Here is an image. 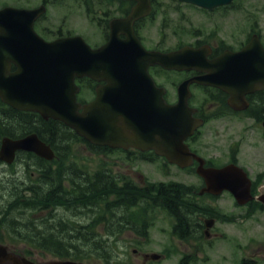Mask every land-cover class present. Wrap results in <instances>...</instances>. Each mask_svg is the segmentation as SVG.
Wrapping results in <instances>:
<instances>
[{
  "label": "water",
  "instance_id": "95a60500",
  "mask_svg": "<svg viewBox=\"0 0 264 264\" xmlns=\"http://www.w3.org/2000/svg\"><path fill=\"white\" fill-rule=\"evenodd\" d=\"M224 1L196 2L207 6L200 2L216 5ZM36 14L26 10L0 12V96L17 109L64 121L96 145L154 148L171 162L187 166L197 157L184 140L202 123L191 116L190 83L197 81L229 91L230 104L236 109L247 105L246 93L264 89V49L257 39L240 53H227L209 62L200 50L191 48L171 54L147 52L131 31L122 41L114 22L110 41L92 50L81 38L45 42L32 29ZM144 14L134 12L128 22L132 24ZM5 20L14 24L10 26ZM11 62L19 67L16 73H10ZM155 63L207 74L181 84L178 103L169 105L163 98L164 89L156 88L148 74V67ZM84 75L106 84L98 86L96 99L81 113L75 77ZM19 150L35 152L48 160L54 158L51 147L33 134L21 140L4 139L1 159L11 163ZM197 160L201 162L198 172L207 183L204 191L218 194L229 190L242 204L251 199V182L242 170L233 165L205 169L204 162Z\"/></svg>",
  "mask_w": 264,
  "mask_h": 264
},
{
  "label": "rangeland",
  "instance_id": "374dc122",
  "mask_svg": "<svg viewBox=\"0 0 264 264\" xmlns=\"http://www.w3.org/2000/svg\"><path fill=\"white\" fill-rule=\"evenodd\" d=\"M40 1L37 0L38 3ZM243 4L245 10L237 8L229 11V16H221V13H218L215 14V20L201 13L188 12V16L194 27L216 30L223 36L236 31L241 26L245 27L247 31L256 28L264 36V0H243ZM49 21L50 29L54 30L62 26L64 31L71 30L72 34H82L87 24L83 9L77 4L68 8L59 2L52 3L49 10ZM182 28L185 30L192 28L184 17L182 18ZM178 81L169 77L159 79V82L171 91L173 101L176 100L177 96L174 83ZM195 93L201 99L204 98L200 91H195ZM237 122L231 118L209 122L201 129L199 140L194 144V147L201 152L203 157L209 159L213 155L216 157L213 159L221 161L223 159L220 155L221 152L216 148L210 149L212 144L217 142L218 147L223 149L221 141L230 142L233 140L238 142L240 140L239 162L254 177L258 172L264 170V130L261 123L248 118L244 123ZM218 125H225L226 131L222 133L223 137L213 140V133ZM72 148L73 161L85 167L89 172L106 167L114 173L124 175L141 185L150 181H183L196 187H201L202 184L195 175V171H182L173 168L163 159L155 162H144L137 160L135 154L114 151L95 153L82 141L74 143ZM22 171L20 161L12 167L0 163V206L6 204L7 200H11V195L14 192L13 187L6 186L12 188L7 193L2 183L5 179L6 182L11 180L10 176H14L16 172H18V176H21ZM23 179L28 180V176L25 174ZM261 185L259 194L264 193V180ZM3 195L6 200H4ZM200 204L203 207H214L220 214L228 215L235 220L226 221L215 217L217 222L213 228V236L207 241L204 238L181 240L172 233L174 219L163 210L154 209L153 215L145 218L149 223L147 238L128 230L121 235L114 236L113 241L104 247L112 254L109 260L102 258L101 249H93V254L96 256L94 257L89 253L87 259H82V262L91 264H140L139 257L133 253L135 249H140L163 254L162 260L155 261L153 264H240V258L244 257L254 259L258 264H264V209L256 210L252 215H249L251 209L236 205L235 199L230 194H223L215 199L205 197L200 201ZM17 213L20 214V212ZM47 216L48 213H45L36 217ZM98 217L106 218V214L99 213ZM210 218L202 219L208 220ZM48 220L51 221L50 216ZM79 220L83 221L84 219L80 217ZM151 221L152 223H150ZM95 225H97L98 231L104 234L105 221L95 223ZM14 228L21 232L20 225H16ZM9 230L11 231V229ZM0 235L1 244L11 248L17 254L26 255L38 261L40 264H48L61 259L51 252L32 248L29 244L21 241H14L1 225ZM84 248L86 247L83 246V249H79L77 253L84 254L87 251Z\"/></svg>",
  "mask_w": 264,
  "mask_h": 264
},
{
  "label": "flooded vegetation",
  "instance_id": "af4514ba",
  "mask_svg": "<svg viewBox=\"0 0 264 264\" xmlns=\"http://www.w3.org/2000/svg\"><path fill=\"white\" fill-rule=\"evenodd\" d=\"M56 0H0V10L4 8L16 9H38L41 6L47 8L46 13L36 19L34 22L38 30H43L47 37H64L71 35L72 31H64L62 26L57 29H50L49 10L53 2ZM64 5L70 8L77 4L83 9L85 20L87 21L84 27V32L81 34L84 39L91 45L105 43L110 35V23L112 20L127 18L133 9L138 5L137 0H62ZM151 14L150 16L142 17L134 23V32L137 39L148 50L160 52H170L178 50L184 46L193 48H203L206 50L207 58L215 60L222 56L226 51L239 52L245 48L254 38H258L264 46V36L256 28H251L249 31L241 26L236 31L229 33L226 36L220 35L219 31L207 30L202 27H194L188 12L201 13L208 18L215 20V14L221 13V16H229V11L240 9L245 10L243 0H231L229 3L221 4L213 9L202 7L194 3H186L182 0H150ZM185 18L192 26L190 30L182 28V18ZM121 38H126L121 35ZM159 70V72H157ZM152 72L158 74L160 78L166 79V71L162 68L152 67ZM185 79L191 78L202 73L192 71L186 72ZM158 76L154 75L156 81L159 82ZM82 78L78 83L83 85ZM160 83V82H159ZM192 96L190 98L191 106L196 108V117H200L209 122H218L222 118H231L234 122L244 123L248 118L254 120L258 117L256 112H250L248 117L245 112H232L225 110L228 105V94L219 88L205 86L200 84L192 85ZM195 91H200L204 98L201 99ZM172 93H170L171 95ZM94 98L91 94L92 100ZM221 99L217 102H211L212 99ZM255 104L258 103V98L252 99ZM211 102V103H208ZM230 108V107H229ZM255 118V119H254ZM234 127V125H232ZM226 131L225 125H218L213 133V140L223 137L222 133ZM223 149L218 147V143L214 142L210 149H218L221 152L223 165L240 164L239 154L241 151L240 140L238 142L231 140L230 142L221 141ZM213 155L210 159H213ZM216 158V157H214ZM135 253L141 256L143 263L149 264L150 253L139 252Z\"/></svg>",
  "mask_w": 264,
  "mask_h": 264
},
{
  "label": "trees",
  "instance_id": "16d2710c",
  "mask_svg": "<svg viewBox=\"0 0 264 264\" xmlns=\"http://www.w3.org/2000/svg\"><path fill=\"white\" fill-rule=\"evenodd\" d=\"M32 132H36L42 140L52 145L57 153V159L52 162L43 160L32 153H20L21 159L24 158L25 160L23 168L26 169L27 167L26 172L29 175L34 172L40 175L37 183L26 182L21 195L17 196L19 208L28 212L23 217V223L33 232L36 229L30 214H34L36 211L58 206H65L67 210L77 211L87 206L100 205L101 207L104 206L114 218V207H122L124 210L129 201L134 202L138 197L152 201L162 200L171 206H176L177 209L168 207L178 219L175 232L184 235L189 234V221L192 220V217L185 212V209L189 211V208H194V206L185 201L186 194L182 197L183 192L188 189L184 185L174 183L165 185L162 183L160 190L155 194L152 190H140L131 181L119 186L121 181L106 170L96 172L94 175L86 174L81 179L77 165L72 163L64 165L70 158L72 143L77 138L73 132L68 131L59 122L43 120L35 113L16 111L0 101V145L4 136L18 138ZM66 183H69V186ZM180 200L185 205L180 203ZM15 203L11 204V208H14ZM120 221L125 226H128L130 222V220L122 219ZM58 223L60 226H67L62 220H59ZM71 228L70 232L64 229L62 235H59L60 232L45 233L38 240L37 237L26 236L23 237V241L35 242L41 248L59 255L65 253V256H70L71 250L77 248L80 242L89 247L103 245L104 240L88 238L85 236L87 234L81 230L78 231L74 226ZM77 240L80 241L77 242Z\"/></svg>",
  "mask_w": 264,
  "mask_h": 264
},
{
  "label": "bare ground",
  "instance_id": "6f19581e",
  "mask_svg": "<svg viewBox=\"0 0 264 264\" xmlns=\"http://www.w3.org/2000/svg\"><path fill=\"white\" fill-rule=\"evenodd\" d=\"M5 23H7V24L10 25V26H11L12 24H14V23H12L11 21L8 22L7 20H5Z\"/></svg>",
  "mask_w": 264,
  "mask_h": 264
}]
</instances>
